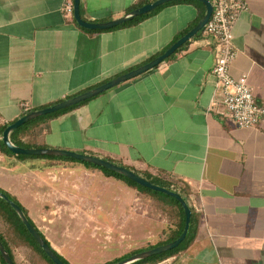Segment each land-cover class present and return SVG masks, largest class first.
Listing matches in <instances>:
<instances>
[{"label": "crops", "instance_id": "crops-1", "mask_svg": "<svg viewBox=\"0 0 264 264\" xmlns=\"http://www.w3.org/2000/svg\"><path fill=\"white\" fill-rule=\"evenodd\" d=\"M244 1L229 72L245 75L263 102L264 0ZM63 3L0 0V125L148 63L205 11L178 0L135 23L89 31L63 16ZM148 3L80 0V15L103 23ZM212 43L194 37L158 67L39 122L35 142L43 148L98 157L185 191L191 242L157 264H264V124L236 128L212 106ZM50 158L18 159L0 149V191L69 264L111 263L157 235L158 199L82 162ZM12 253L15 264H44L26 248Z\"/></svg>", "mask_w": 264, "mask_h": 264}, {"label": "water", "instance_id": "water-1", "mask_svg": "<svg viewBox=\"0 0 264 264\" xmlns=\"http://www.w3.org/2000/svg\"><path fill=\"white\" fill-rule=\"evenodd\" d=\"M178 1V0H155L151 3L145 4L139 8H136L122 17H119L117 19L103 22V23H90L82 19L80 15V0H72L73 2V20L75 21L76 25L79 27L89 30V31H104V30H110L116 27H119L127 22L133 21L134 19L144 16L156 8L165 5L167 3ZM197 2H200L204 5L205 11L202 16V18L198 21V23L190 29L186 34H184L182 37H180L177 41H175L164 53L157 56L153 60L149 61L148 63L131 70L125 74H122L98 87H95L93 89H90L84 93H81L77 96L65 99L61 102H58L54 105L34 110L26 115H23L22 117L18 118L11 124H9L2 132L1 135V141L2 144L7 148L8 151H10L14 155L18 156H33V157H56V158H65V159H71L75 161H79L82 163H88L90 165L100 167L102 169L108 170L112 173H115L117 175H120L138 186L158 192L161 194H164L174 200H176L184 212V227L177 239L174 241L157 246L155 248H151L142 252H139L137 254L131 255L115 264H133L139 261H143L145 259H148L153 256H157L160 254H164L166 252H169L175 248H177L187 237L189 228H190V222H191V210L187 203L184 201V199L175 191L154 185L150 183L149 181L145 180L141 176L135 174L131 170L119 166L117 164H114L112 162L100 159L98 157L89 156V155H83L76 152L66 151V150H60V149H47V148H41V149H24L15 146L10 141V134L23 126L24 124L37 119L41 116H46L50 114H54L63 110H66L68 108L74 107L84 101H87L91 98H94L98 96L99 94L112 89L126 81L132 80L142 74H144L147 71H150L156 67H158L162 62L170 58L172 55L175 54L177 50H179L184 44L192 40L198 33H201L203 30L204 25L209 20L211 12H212V6L209 0H194ZM0 199L3 200L5 203L9 205V207L16 213L19 220L21 221L24 228L27 230L31 238L35 241V243L40 247V249L43 251V253L48 257V259L53 264H64L58 256L54 253V251L47 245V243L44 241V239L40 236L38 231L30 224L26 216L24 215L22 209L20 206L15 203L13 200L8 198L4 193L0 192ZM0 256L5 264H13L8 252L6 251L3 244L0 242Z\"/></svg>", "mask_w": 264, "mask_h": 264}, {"label": "trees", "instance_id": "trees-1", "mask_svg": "<svg viewBox=\"0 0 264 264\" xmlns=\"http://www.w3.org/2000/svg\"><path fill=\"white\" fill-rule=\"evenodd\" d=\"M149 2L151 3V2H153V0H149ZM134 8L135 7L131 8L130 11L133 10ZM157 9L153 10L152 12H150V13L142 16V17L136 18L133 21L128 22L126 24L135 23V22L145 18L146 16L150 15L151 13H154ZM201 35H202L201 33H198L195 36V38H198ZM186 44H184L182 47H184ZM170 58H168V59H170ZM76 106H78V105H76ZM76 106H74V107H76ZM74 107L68 108L66 110H70ZM66 110L60 111V112L53 114V115H49L48 117L55 116L59 113L65 112ZM29 112H31V111H29ZM26 114L27 113H24L23 115H26ZM48 117H45L43 119H38L34 122L33 121L28 122V123L24 124L23 126H21L20 128H18L17 130L13 131L10 134L11 142L15 146L20 147V148H24V149H41V148H43L41 145L36 143L35 140H36L37 136L39 135V130H40L39 125H41V124H39V122L43 121L44 119H46ZM9 124H11V123H5V124L0 125V149L3 152L8 154L9 156L17 157L18 159H34V158L35 159H38V158L48 159V158H50V157L18 156V155H14L10 151H8L7 148L2 144L1 135H2L3 130ZM60 159L65 160V158H60ZM84 164L87 165L88 167L93 168V169L100 170L106 177H114L115 179L122 181L126 185H128L132 188H135L141 194H144L146 196L158 199L161 210L170 216V223H172V227L168 230V236L166 237V239H164V240H162V241H160V242L156 243L155 245L150 246L148 248H144L141 250L130 252L129 254L125 255L124 257H121V258L116 259L115 261H113L111 263H106V264H115V263H117V262L131 256V255L137 254L139 252H142V251H145V250H148L151 248H155L157 246H161V245L170 243L179 237V235L181 234L183 227H184V212H183V209L181 208L180 204L176 200H174V199H172V198H170L164 194L142 188V187L138 186L137 184H135L134 182H132V181L120 176V175L112 173L108 170L90 165L88 163H84ZM119 166H122V165H119ZM122 167H124V166H122ZM125 168H127V167H125ZM127 169H129V168H127ZM129 170H131V169H129ZM131 171L134 172L135 174L139 175V173H137L133 170H131ZM139 176H141L142 178H144L145 180L149 181L150 183H152L154 185H157V186L169 189V190L172 189L173 191L177 192L186 202L185 191L182 188H171L169 185H166V184L162 183L161 181H159L155 178H151L147 174L139 175ZM0 192H2V191H0ZM2 193H4V192H2ZM4 194L20 206V204L16 200L12 199L7 193H4ZM20 208L22 209L24 215L28 219L27 212L21 206H20ZM28 221L34 227V225L31 223V221L29 219H28ZM38 233L40 234L39 231H38ZM40 236L44 239V241L47 243V245L52 249V247L45 240V238L41 234H40ZM0 242L3 244L6 251L8 252L13 264H15V261L13 258V253H12L13 247L26 248L30 251V253L32 254V256H34V258L36 257L38 260H40L44 264H53L48 259V257L43 253V251L40 249V247L35 243V241L31 238V236L29 235L27 230L22 225V223L19 220L16 213L9 207V205L7 203H5L1 199H0ZM190 242H191V232L189 231L186 239L177 248H175L169 252H166L164 254L153 256V257H150L148 259H145L143 261H139V262H136L133 264H157L158 262H160L166 258H169L171 256H174L178 252L182 251ZM52 250L54 251V253L58 256V258L64 264H69L64 258H62L58 253H56V251L54 249H52ZM0 264H5L3 262L1 256H0Z\"/></svg>", "mask_w": 264, "mask_h": 264}, {"label": "built area", "instance_id": "built-area-1", "mask_svg": "<svg viewBox=\"0 0 264 264\" xmlns=\"http://www.w3.org/2000/svg\"><path fill=\"white\" fill-rule=\"evenodd\" d=\"M155 1V0H153ZM212 12L201 34L212 40L214 63L211 70L216 80L218 100L212 106L225 122L239 129H255L264 124V101L258 102L245 75L234 79L230 66L237 57L233 44V30L241 14L248 10L244 0H209ZM62 14L66 19L73 18L72 0H64ZM27 112V104H21Z\"/></svg>", "mask_w": 264, "mask_h": 264}, {"label": "rangeland", "instance_id": "rangeland-1", "mask_svg": "<svg viewBox=\"0 0 264 264\" xmlns=\"http://www.w3.org/2000/svg\"><path fill=\"white\" fill-rule=\"evenodd\" d=\"M50 115H52V114H50ZM49 115H46V116H41V117H39V118H37V119H34V120H32L33 122L34 121H36V120H38V119H43V118H45V117H48ZM32 121H30V122H32ZM91 143H93V144H99V139H95V138H91L90 140H89ZM83 155H85V154H83ZM89 156H91V155H89ZM48 159H51V158H48ZM101 159V158H100ZM65 160H71V159H65ZM144 198H148L149 196H146V195H144V194H141ZM144 200V199H143ZM156 214L158 215V223L161 225V227L160 228H158V233H157V235H155V236H153L150 240H151V242H145L146 240L148 241V239L146 238H142L139 242H141V243H139V244H137V246H141L142 248H140V249H144V248H148V247H150V246H153V245H155L156 243H158V242H160V241H162V240H164V239H166V237L168 236V230L172 227V223H170V216L168 215V214H166V213H164L161 209H159V208H157V210H156ZM166 221V222H164V221ZM139 248H136V249H129V250H125V253H124V255H127V254H129L130 252H133V251H137V250H140Z\"/></svg>", "mask_w": 264, "mask_h": 264}]
</instances>
